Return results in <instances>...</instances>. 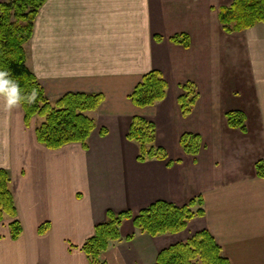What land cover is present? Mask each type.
I'll use <instances>...</instances> for the list:
<instances>
[{
  "label": "crops",
  "instance_id": "crops-1",
  "mask_svg": "<svg viewBox=\"0 0 264 264\" xmlns=\"http://www.w3.org/2000/svg\"><path fill=\"white\" fill-rule=\"evenodd\" d=\"M233 1L47 0L40 7L25 56L47 98L77 92L104 101L89 113L96 128L87 150L77 143L51 151L35 138L39 119L25 126L20 106L0 94V170L10 176L22 232L13 240L12 219L0 223V264H89L82 246L108 211L138 213L158 201L182 207L197 197L204 215L184 231L150 237L124 221L121 240L99 263L154 264L164 248L206 231L230 264H264V178L255 169L264 162V23L224 33L218 11ZM178 34L190 38L189 48L170 41ZM156 70L169 85L166 99L138 109L128 96ZM186 83L199 97L183 116L177 100ZM229 111L242 113L245 131L228 128ZM135 116L154 123L155 144L172 166L137 161L138 146L126 138ZM185 133L200 137L195 157L180 147Z\"/></svg>",
  "mask_w": 264,
  "mask_h": 264
},
{
  "label": "trees",
  "instance_id": "trees-1",
  "mask_svg": "<svg viewBox=\"0 0 264 264\" xmlns=\"http://www.w3.org/2000/svg\"><path fill=\"white\" fill-rule=\"evenodd\" d=\"M47 0H3L0 4V71H8V79L17 83L20 90L19 105L24 115V124L29 127L33 119H42L35 127L34 135L37 143L48 150L62 149L69 144H80L88 149L87 141L95 130L96 123L89 113L96 111L103 103L102 94L67 93L50 101L35 78L26 67L25 47L33 35L35 19L40 7ZM218 22L226 34H237L248 31L260 23H264V0H234L229 6L218 11ZM160 41L159 37H156ZM175 45L187 49L190 38L185 34H178L170 38ZM134 90L129 94L130 102L138 109L153 107L166 99L169 85L159 71L145 73ZM183 92L178 98V106L183 116H188L199 95L194 84L186 83L181 86ZM35 91L34 100H29ZM4 97L3 92H0ZM228 128L244 129L242 113L229 111ZM127 131V140L138 146L136 155L139 163L149 160L165 161L167 167L172 166L166 151L158 147L156 142V128L153 122L146 121L139 116L131 119ZM100 135L106 136V130L101 129ZM182 150L193 157L200 150L201 142L197 134L185 133L179 139ZM256 175L264 178V162L258 161L255 166ZM10 176L0 170V223L5 218H11L9 224L10 236L13 240L22 234L21 225L16 219L17 211L10 191ZM203 201L200 197L190 200L185 206L178 207L165 201L150 204L138 213L130 211L123 213H106L103 224L95 226L93 237L82 246L89 264H100L99 257L112 244L120 241L119 227L124 221L131 220L133 227L148 236L163 234L175 235L184 231L187 223L199 216H203ZM39 233L46 232V226L38 229ZM128 236L126 240H131ZM154 264H230L222 257L221 249L212 235L206 231H199L192 235L185 243L164 248L156 257Z\"/></svg>",
  "mask_w": 264,
  "mask_h": 264
},
{
  "label": "clouds",
  "instance_id": "clouds-1",
  "mask_svg": "<svg viewBox=\"0 0 264 264\" xmlns=\"http://www.w3.org/2000/svg\"><path fill=\"white\" fill-rule=\"evenodd\" d=\"M8 71H0V92H3L7 97V104L9 106L16 104L20 100V90L17 83H12L8 79ZM36 97L35 91L29 100H34Z\"/></svg>",
  "mask_w": 264,
  "mask_h": 264
},
{
  "label": "rangeland",
  "instance_id": "rangeland-1",
  "mask_svg": "<svg viewBox=\"0 0 264 264\" xmlns=\"http://www.w3.org/2000/svg\"><path fill=\"white\" fill-rule=\"evenodd\" d=\"M41 120H42V119H39V122H40V123H41Z\"/></svg>",
  "mask_w": 264,
  "mask_h": 264
}]
</instances>
